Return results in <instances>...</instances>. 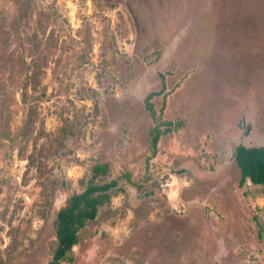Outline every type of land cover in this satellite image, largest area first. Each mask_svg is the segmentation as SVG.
<instances>
[{
  "label": "rangeland",
  "instance_id": "374dc122",
  "mask_svg": "<svg viewBox=\"0 0 264 264\" xmlns=\"http://www.w3.org/2000/svg\"><path fill=\"white\" fill-rule=\"evenodd\" d=\"M239 144L264 146V0H0V264L51 262L96 164L118 186L63 264H264Z\"/></svg>",
  "mask_w": 264,
  "mask_h": 264
},
{
  "label": "trees",
  "instance_id": "16d2710c",
  "mask_svg": "<svg viewBox=\"0 0 264 264\" xmlns=\"http://www.w3.org/2000/svg\"><path fill=\"white\" fill-rule=\"evenodd\" d=\"M147 108L152 111L150 104H147ZM159 135L154 134V148L159 141ZM233 160L241 173V185L250 182L261 186L264 193V146L248 147L239 144L234 150ZM110 170L107 164H96L87 188L82 193L70 195L57 211L55 235L58 245L49 264L72 262L69 253L78 244L80 231L89 222L96 220L105 206L110 205L114 190L118 186L115 180L111 182L102 180L109 175ZM262 236L264 238V228Z\"/></svg>",
  "mask_w": 264,
  "mask_h": 264
}]
</instances>
